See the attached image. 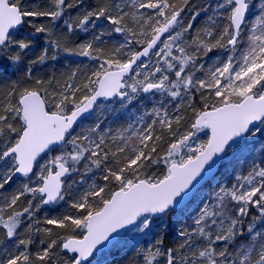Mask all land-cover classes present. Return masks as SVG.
Here are the masks:
<instances>
[{"label":"snow or ice","instance_id":"6c2138e0","mask_svg":"<svg viewBox=\"0 0 264 264\" xmlns=\"http://www.w3.org/2000/svg\"><path fill=\"white\" fill-rule=\"evenodd\" d=\"M106 108L129 118L84 123ZM133 241L127 264H264V0H0V264Z\"/></svg>","mask_w":264,"mask_h":264},{"label":"trees","instance_id":"16d2710c","mask_svg":"<svg viewBox=\"0 0 264 264\" xmlns=\"http://www.w3.org/2000/svg\"><path fill=\"white\" fill-rule=\"evenodd\" d=\"M256 14V13H255ZM121 38L119 35H115L114 37L111 38V41L113 43H116L120 40ZM43 45V40L40 41V46ZM37 51H39V47L37 48ZM212 55V54H210ZM80 60H86L85 58L81 57H75V56H62L61 59L56 63L55 67L57 69L61 68L64 65H71L75 66V64L80 61ZM90 63V62H88ZM15 73L12 71V69H8V71L5 73V76L8 78H15ZM135 111V110H133ZM106 115L108 120L114 121L116 123H123L126 119L129 118V114L127 112L120 113L119 115L113 113L110 108H106L104 110H97L96 113H94L90 118L84 121L85 124H91L94 122L99 116ZM247 147L242 148L240 151H238L237 154H234L231 159L229 160L228 163H236L237 169L244 167L245 165L249 164L250 161L253 158L259 159L260 157V150L258 155H246L247 152ZM242 157H247V159H242ZM228 169H225L227 171ZM63 211V209L59 210H54V211H49L47 214L48 215H57L59 212ZM168 221L170 222L172 217L167 218ZM105 258L102 259L100 262L101 264H113V261L116 262V264H127L128 261L132 260L134 258V247L133 245H127V246H121L118 249H113L111 254L104 255Z\"/></svg>","mask_w":264,"mask_h":264},{"label":"rangeland","instance_id":"374dc122","mask_svg":"<svg viewBox=\"0 0 264 264\" xmlns=\"http://www.w3.org/2000/svg\"><path fill=\"white\" fill-rule=\"evenodd\" d=\"M256 12H257V9L254 8V9L252 10V14L255 15ZM83 63H88V61H87V60H80V61H78V62L75 64V66H76L77 64H83ZM201 139H204V137L202 136ZM245 147H246L245 145H241V146L235 151V154H237L238 151H240L242 148H245ZM251 154H252V155H258V154H259V149H258V148H257V149H253L251 152H249V151L247 150L246 155L249 156V155H251ZM232 156H233V154L230 153L229 156L226 158L225 162L228 163ZM145 239H149V238H145ZM134 244H135V241H133V242L130 243L129 245H133V246H134ZM121 246H123V245H121ZM121 246H120V247H121ZM104 258H105L104 255L98 257L99 264H101L100 262H101L102 259H104Z\"/></svg>","mask_w":264,"mask_h":264},{"label":"water","instance_id":"95a60500","mask_svg":"<svg viewBox=\"0 0 264 264\" xmlns=\"http://www.w3.org/2000/svg\"><path fill=\"white\" fill-rule=\"evenodd\" d=\"M92 115V114H91ZM91 115H88L87 118H89Z\"/></svg>","mask_w":264,"mask_h":264}]
</instances>
